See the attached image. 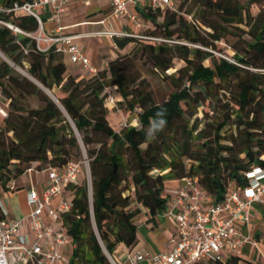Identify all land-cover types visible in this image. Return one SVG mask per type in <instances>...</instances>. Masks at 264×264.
<instances>
[{"label": "trees", "instance_id": "obj_1", "mask_svg": "<svg viewBox=\"0 0 264 264\" xmlns=\"http://www.w3.org/2000/svg\"><path fill=\"white\" fill-rule=\"evenodd\" d=\"M29 1L0 0V191L28 168L87 160L90 181L65 187L72 206L58 219L74 243L68 264H111L119 243L134 245L139 205L151 220L164 212L168 179L194 177L217 202L231 184L245 186L252 167H264V10H250L257 0L146 5L140 15L152 28L113 36L118 49L135 45L84 77L67 70L62 53L35 49L26 35L36 31L35 17L12 9ZM231 36L232 58L215 57L216 42ZM174 58L185 65L166 73ZM139 61L169 81L165 97L155 98ZM108 86L136 110L137 125L116 131L109 124ZM30 95L38 105L25 104ZM244 261L230 254L201 264Z\"/></svg>", "mask_w": 264, "mask_h": 264}, {"label": "built area", "instance_id": "obj_2", "mask_svg": "<svg viewBox=\"0 0 264 264\" xmlns=\"http://www.w3.org/2000/svg\"><path fill=\"white\" fill-rule=\"evenodd\" d=\"M68 0H30L20 6L13 5L14 10H23L35 17L37 29L26 33L35 41V49L46 52L52 49L67 53L71 62L76 63L88 74H96L97 69L90 59L73 42L70 35L45 34L36 12L46 6L50 9V19H61ZM114 18L128 16L137 27L140 23L134 15H128V7L141 0H108ZM90 0H85L89 4ZM151 8L167 6L176 9V0H146ZM15 32H21L15 27ZM59 29V27H57ZM101 33L111 36H139L124 31L105 30ZM118 98L111 93V86L105 88V104L114 107ZM0 104V117L6 113V101ZM131 124L126 122L123 126ZM30 169V168H28ZM44 172L46 185L43 188H29L25 194L28 212L24 218H11L0 206V264H68L63 246H74L72 237L58 225L59 215L68 211L72 204L66 190L69 183H80V167L73 160L62 167L48 166L40 169ZM247 184L238 187L229 186L220 201L202 190L196 179L182 177V183L175 191L173 201L163 214L171 218L173 231L166 251L149 253L150 264H201L224 260L230 254L239 255L241 248L250 241L240 231V224H247L252 218V204L264 205V167H252L245 173ZM56 199V206H52ZM23 220L28 222L32 238L21 231ZM222 253L226 254L222 258ZM144 252L133 248L126 249L122 258L124 264H135L143 260ZM111 264H118L109 257Z\"/></svg>", "mask_w": 264, "mask_h": 264}, {"label": "crops", "instance_id": "obj_3", "mask_svg": "<svg viewBox=\"0 0 264 264\" xmlns=\"http://www.w3.org/2000/svg\"><path fill=\"white\" fill-rule=\"evenodd\" d=\"M146 5H148L146 0L138 1L136 5H130L127 10L128 15H134L135 19H138L140 10ZM36 12L43 33L70 35L73 42L90 59L97 71L106 69L108 62L116 56L118 51L122 52L123 50L116 47L113 36L101 32L111 30L133 33L137 28L136 24L128 19V16L114 18L108 0H90L89 4H86L85 0H68L64 13L58 22L50 19L48 6L37 9ZM63 61L67 70L71 73L80 77L88 75L80 65L70 61L67 53H63ZM111 89L113 90L112 87ZM115 98L117 97L115 96ZM106 107L109 110L107 115L109 120L113 107L110 104ZM113 119L117 122L118 117L114 116ZM134 119H137L136 116ZM181 183V178L165 181L163 195L166 198V209L169 208L170 201L174 200L175 191ZM45 185L44 172L32 168L27 169L9 181L7 190L0 191V206L6 211L8 217L25 219L28 212L25 201L26 191L29 188H43ZM56 203V199H53L52 206H56ZM139 207L141 212L135 219L136 242L131 247L123 243L117 245L113 258L118 264L125 263L121 258L123 252L128 248L144 252L145 258L135 264H150L147 259L149 253L166 251L170 247L168 239L173 231L171 218L165 216L162 212L151 220L146 209L140 205ZM251 210L252 218L250 222L239 225L241 233L247 235L250 239L241 248L239 256L245 260L244 264H257L256 262L259 259H262L264 263V244L261 241L264 232V205L253 203ZM53 226L58 227V223L55 222ZM21 231L27 235L28 239L32 238L28 222L25 220H23ZM72 247L70 244L63 246L66 258H68Z\"/></svg>", "mask_w": 264, "mask_h": 264}, {"label": "rangeland", "instance_id": "obj_4", "mask_svg": "<svg viewBox=\"0 0 264 264\" xmlns=\"http://www.w3.org/2000/svg\"><path fill=\"white\" fill-rule=\"evenodd\" d=\"M179 4V1H176V5ZM259 9H263L264 10V0H257L255 3H253L250 6V10L251 13L256 14L258 12ZM184 11V8L183 10ZM187 18L191 17L192 14L188 15L185 14L184 12H182ZM139 21V23L141 24L140 27H137L135 30H138L139 33H143V31H146L147 29H151L152 25L145 20L141 15H139L138 19H136ZM202 29H206L204 26H202ZM134 33V32H133ZM243 37H247V35H243ZM235 37L231 36L225 39H222L220 41L216 42V49L213 50V54L215 57H231V55L233 54L232 48L230 47V44L235 41ZM134 43H129L127 44L124 49L122 50L123 52H129L133 47H134ZM205 63L207 64L208 61L206 60ZM24 66H26V63H23ZM185 65V62L179 58H174L173 60V67L166 70V73H171L173 72L175 69L181 67ZM139 72H140V76L146 79V82L148 83L149 89H151L153 91V94L155 96L156 99H161L163 97H165L168 92L171 90V84L169 83L168 80H166L165 78H163L161 75H159V73L157 72H153L151 70V67L141 61L137 62L136 64ZM16 71L18 70L17 67ZM19 71V70H18ZM17 71V72H18ZM20 72V71H19ZM105 91V90H104ZM111 93L114 96H118L116 94V92L114 90L111 89ZM3 102V98L0 95V104L2 105ZM25 104L27 106H36L38 105V102L36 100V98L32 95L28 96L25 98ZM116 105L111 109L112 114L109 115V124L116 129L117 131L120 130L123 127V123L126 119V122L131 123L132 125H137L138 121L137 119H134V117L136 116V110L130 112L129 110H127L125 108V104L123 102H116ZM212 107H210V111H209V115H213L211 110ZM108 110V108H107ZM109 113V110L107 112V115ZM200 115V114H199ZM114 116L118 117L117 122L114 121ZM108 119V118H107ZM73 161L77 162L79 164L80 167V172H79V177L81 182L87 181V171H86V161L85 159L82 157V159L77 160V159H73ZM22 178V177H21ZM7 185H9V181L7 182ZM1 194V193H0ZM222 258L226 257V254L222 253ZM257 264H264L262 259H259V261L256 262ZM241 264H244V262H242Z\"/></svg>", "mask_w": 264, "mask_h": 264}, {"label": "water", "instance_id": "obj_5", "mask_svg": "<svg viewBox=\"0 0 264 264\" xmlns=\"http://www.w3.org/2000/svg\"><path fill=\"white\" fill-rule=\"evenodd\" d=\"M18 71V70H17ZM25 77L29 78V76H27L26 74H23ZM31 79V78H30ZM32 80V79H31ZM34 82V81H33ZM36 83V82H35ZM42 90L45 92L46 95H48L51 99H53L52 95L50 94V92L48 90H45L44 88H42ZM86 161V171H87V183H89L90 181V176H89V168H88V162Z\"/></svg>", "mask_w": 264, "mask_h": 264}, {"label": "bare ground", "instance_id": "obj_6", "mask_svg": "<svg viewBox=\"0 0 264 264\" xmlns=\"http://www.w3.org/2000/svg\"><path fill=\"white\" fill-rule=\"evenodd\" d=\"M21 71H23L22 69H20ZM25 73V72H24ZM26 74V73H25ZM52 97H53V95H52ZM53 99H54V97H53Z\"/></svg>", "mask_w": 264, "mask_h": 264}, {"label": "clouds", "instance_id": "obj_7", "mask_svg": "<svg viewBox=\"0 0 264 264\" xmlns=\"http://www.w3.org/2000/svg\"><path fill=\"white\" fill-rule=\"evenodd\" d=\"M163 124V121H161V125Z\"/></svg>", "mask_w": 264, "mask_h": 264}]
</instances>
